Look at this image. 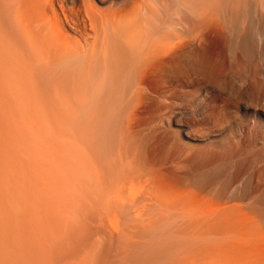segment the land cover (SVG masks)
Instances as JSON below:
<instances>
[{"label": "rangeland", "instance_id": "obj_1", "mask_svg": "<svg viewBox=\"0 0 264 264\" xmlns=\"http://www.w3.org/2000/svg\"><path fill=\"white\" fill-rule=\"evenodd\" d=\"M14 1L0 264H264V0Z\"/></svg>", "mask_w": 264, "mask_h": 264}, {"label": "bare ground", "instance_id": "obj_2", "mask_svg": "<svg viewBox=\"0 0 264 264\" xmlns=\"http://www.w3.org/2000/svg\"><path fill=\"white\" fill-rule=\"evenodd\" d=\"M14 5H15L14 0H0V21L4 23L3 20L7 19V22L4 24L8 25L6 27V25H2L0 23V54L1 55L4 54V57H8V61H10L9 65L7 64L8 66H11V64H13V66L14 65H26L29 67H31V66L36 67V66L42 65V64L50 65L52 63V62L50 63V56H51V51L53 50V48H52V45L49 44V41L46 40L47 35L43 34V29L41 30L39 28L38 30H36V29L28 26V27L23 29V34L20 33L22 36H19L18 30H17V32L11 31V27H12V29L14 27L16 28V27L20 26V23H22L21 11L19 8L14 7ZM75 26H76V24H75ZM59 28H61L63 30L65 28L64 23L60 22ZM19 31H21V30H19ZM97 31L98 30H96L94 32L96 33ZM130 45H132V44H130ZM104 54H105V51H104ZM53 56H54V54H53ZM123 62H124V65L127 64V66H124L125 68L130 67L132 65V59L131 58H128L127 60H123ZM14 67H16V66H14ZM8 69H9V67H8ZM10 71H11V69H10ZM25 74H27V72ZM24 78H26V77H24ZM31 84H33V83H31ZM32 90H34V89H32ZM88 113H90V111H88ZM89 161H90V159L88 158V163H89ZM91 171H93V170H91Z\"/></svg>", "mask_w": 264, "mask_h": 264}]
</instances>
